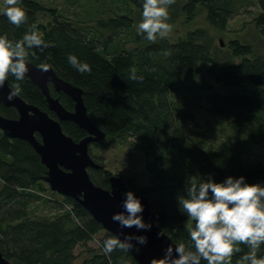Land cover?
<instances>
[{
  "label": "trees",
  "instance_id": "trees-1",
  "mask_svg": "<svg viewBox=\"0 0 264 264\" xmlns=\"http://www.w3.org/2000/svg\"><path fill=\"white\" fill-rule=\"evenodd\" d=\"M62 1L79 6L78 0ZM121 1L128 5L123 13L104 16L105 11L88 9V20H76L42 0H19L17 6L26 12L27 22L12 25L2 7L0 35L20 40L31 24H37L41 38L51 46L30 49L29 63H47L60 78L81 88L88 114L106 135L103 142L89 147L99 166L88 169L91 180L109 190L113 175L92 149L129 143L143 154L148 185L140 188L122 177L124 185L147 198L152 211L164 214L160 227L176 245L191 246L188 216L178 204V197L186 195L189 177L203 181L211 176L219 183L229 176H243L247 183L264 184V162L248 160L254 147L264 148V51L245 39L229 40L224 47L215 42V31H226L235 17L252 9H258L251 22L264 42V0H176L168 9V22L193 27L174 38L158 37L155 43L135 29L143 0ZM72 13L78 16L77 11ZM201 16L204 26L195 24ZM123 33L132 37L133 48L121 46ZM69 55L88 63L92 71H77L68 63ZM198 66L204 70L199 81ZM133 68L142 81L130 79ZM7 82H15L14 77ZM19 83L21 99L56 119L36 85L26 78ZM214 84L229 91H217ZM49 87L65 109L74 110L69 96ZM196 109L226 125L230 134L207 146L208 132L196 122ZM0 116L19 117L15 108L3 104ZM60 124L74 141L87 136L74 122ZM46 175L47 167L27 141L8 138L0 130V251L8 261L77 264L80 256L75 249L82 246L85 256L80 264H139L129 251L104 254L103 241L115 235L75 199L53 192ZM93 240L97 246H88ZM238 246L241 251L233 254L231 264H239L249 251L246 244ZM262 255L264 244L258 252Z\"/></svg>",
  "mask_w": 264,
  "mask_h": 264
},
{
  "label": "clouds",
  "instance_id": "clouds-1",
  "mask_svg": "<svg viewBox=\"0 0 264 264\" xmlns=\"http://www.w3.org/2000/svg\"><path fill=\"white\" fill-rule=\"evenodd\" d=\"M19 0H5L2 12L8 21L16 26L27 22V14L17 6ZM176 0H143L141 21L136 25L138 34L155 43L157 38L166 39L173 31L169 7ZM37 30V24L29 26L20 40L9 39L7 34L0 35V90L14 77L15 82L9 85L7 100L12 101L21 95L19 82L29 72V50L48 48ZM31 55L35 56V52ZM68 63L80 73H90L91 67L81 62L75 55L68 56ZM38 71L47 73L50 65L41 63ZM130 79L142 81L143 77L131 70ZM122 212L112 216L120 227L137 230L151 229L152 225L144 222L141 213L144 206L132 191L123 193ZM180 211L188 216L187 228L191 246L179 243L169 245L163 258H153L150 264H231L234 253L241 251L239 244H246L249 251L240 257L239 264H264V255L258 256L264 244V184L247 183L246 178L229 176L217 183L211 176L203 181L191 176L186 183V195L178 197ZM194 222V223H193ZM159 236L165 235L163 231ZM133 241L140 245L147 244L146 236L128 234L122 240L120 236H110L103 241V252L110 255L115 250L128 252L135 247ZM194 248V250H193ZM139 250V249H137Z\"/></svg>",
  "mask_w": 264,
  "mask_h": 264
},
{
  "label": "water",
  "instance_id": "water-1",
  "mask_svg": "<svg viewBox=\"0 0 264 264\" xmlns=\"http://www.w3.org/2000/svg\"><path fill=\"white\" fill-rule=\"evenodd\" d=\"M220 45L223 43L220 41ZM29 72L26 79L36 85L46 99L49 110L55 114L56 119L39 107L28 104L19 96L12 101L7 100L9 84L6 82L0 90V104L13 107L19 117L10 119L0 116V130L8 138H17L27 141L39 154L42 163L47 167L45 181L53 192L70 197L79 202L91 216L102 224L105 230L123 240L128 234L146 236L147 244L140 245L133 241L135 247L129 252L139 264H150L153 258H163L169 245L174 248L176 244L161 229L165 216L161 212L152 211L147 198L137 193L144 206L142 215L151 229L137 230V228H121L119 222H114L112 216L122 212L123 193L130 191L119 176L109 178L110 189H103L91 180L88 169L98 168L89 153L93 143L105 140V133L96 127L84 104L83 90L60 78L50 67L47 73L38 71V66L28 64ZM51 85L55 92L64 93L74 102V110L69 111L63 107L58 98L52 96ZM74 122L83 129L87 136L79 141H74L66 135L61 127V122ZM39 135L41 140H38ZM163 231L165 235L159 236ZM139 249V250H137ZM0 264H12L0 251Z\"/></svg>",
  "mask_w": 264,
  "mask_h": 264
},
{
  "label": "rangeland",
  "instance_id": "rangeland-1",
  "mask_svg": "<svg viewBox=\"0 0 264 264\" xmlns=\"http://www.w3.org/2000/svg\"><path fill=\"white\" fill-rule=\"evenodd\" d=\"M42 2L47 6L56 8L64 16H68L76 20H88V15L85 13L88 9L94 11H97V9L105 11L103 14L104 16H107L109 13L111 15L118 12L123 13L128 9V5L121 0H78V7H70L62 0H42ZM2 7H5V0H0V8ZM109 10H111V12H109ZM74 11H77V17L75 16V13L73 15L72 12ZM70 13L72 15H70ZM257 13L258 9H252L250 13L241 12L240 15L235 17L229 23L226 31L219 33L215 31V42L220 44L221 41L224 47L225 42L227 43L229 40L235 38L245 39L255 44L259 51H264V42L257 34L255 26L251 22ZM138 18L141 20L142 16H139ZM43 19L46 21L49 18L48 16H45ZM195 24L204 26L205 21L202 16ZM172 27L173 31L170 33L168 38H174L178 32L183 33L184 30L193 26L189 25L187 27H183L180 22H174ZM120 42L121 46L125 49H131L135 46V43L132 41V37L124 33L120 36ZM203 74L204 70L198 66L196 71L197 81L200 80ZM214 86L217 91H229L228 88L222 85L214 84ZM194 115L196 122H198L200 126L205 129V132H208L206 133L208 135L207 146H215L222 141L223 137L230 134L226 125L218 124L215 119H213L205 111L196 109L194 110ZM91 153L100 157L106 169H108L113 175H120L119 177L121 178L123 177L125 179L132 180L134 184L140 188L148 185L143 154L132 147L129 143H114L108 150H97L94 148L91 150ZM248 160L250 162L257 160L264 162V148L254 147ZM88 246L96 247L97 241H90ZM75 252L80 256L78 257L76 263L80 264L85 256V247L79 246L75 249Z\"/></svg>",
  "mask_w": 264,
  "mask_h": 264
}]
</instances>
